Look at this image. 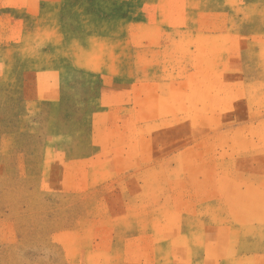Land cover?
I'll return each instance as SVG.
<instances>
[{"label":"rangeland","instance_id":"374dc122","mask_svg":"<svg viewBox=\"0 0 264 264\" xmlns=\"http://www.w3.org/2000/svg\"><path fill=\"white\" fill-rule=\"evenodd\" d=\"M0 264H264V0H0Z\"/></svg>","mask_w":264,"mask_h":264}]
</instances>
